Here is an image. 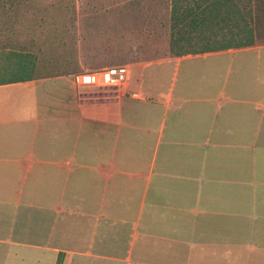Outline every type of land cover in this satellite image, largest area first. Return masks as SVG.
Instances as JSON below:
<instances>
[{
  "label": "crops",
  "instance_id": "crops-1",
  "mask_svg": "<svg viewBox=\"0 0 264 264\" xmlns=\"http://www.w3.org/2000/svg\"><path fill=\"white\" fill-rule=\"evenodd\" d=\"M254 39L170 53L114 95L91 96L73 80L81 72L0 84V204L23 207L0 243L40 250L28 264H264V41ZM16 51L32 73L34 57ZM194 59L179 81L177 66ZM173 63L165 86L157 71ZM143 85L148 97H132Z\"/></svg>",
  "mask_w": 264,
  "mask_h": 264
},
{
  "label": "rangeland",
  "instance_id": "rangeland-1",
  "mask_svg": "<svg viewBox=\"0 0 264 264\" xmlns=\"http://www.w3.org/2000/svg\"><path fill=\"white\" fill-rule=\"evenodd\" d=\"M170 5V0H0V55L16 50L31 53L35 59L31 75L36 77L127 65L130 84L135 86L145 68L170 56ZM257 26V39L264 41V21ZM201 63L200 59L180 63L178 80H185L188 65ZM174 67L175 63L164 64L157 71L165 86ZM88 88L93 97L119 91ZM140 90L146 99L145 86ZM12 92L5 97L13 98ZM22 209L21 203L0 204V229H20L21 218L12 214ZM38 254L40 250L0 243V264H28Z\"/></svg>",
  "mask_w": 264,
  "mask_h": 264
},
{
  "label": "trees",
  "instance_id": "trees-1",
  "mask_svg": "<svg viewBox=\"0 0 264 264\" xmlns=\"http://www.w3.org/2000/svg\"><path fill=\"white\" fill-rule=\"evenodd\" d=\"M170 53L175 56L230 48L255 43L257 20L264 16V0H171ZM193 3V7H184ZM0 65V84L32 77V61L20 52L10 51ZM2 58V59H3ZM1 60V59H0ZM56 264H61L58 259Z\"/></svg>",
  "mask_w": 264,
  "mask_h": 264
},
{
  "label": "built area",
  "instance_id": "built-area-1",
  "mask_svg": "<svg viewBox=\"0 0 264 264\" xmlns=\"http://www.w3.org/2000/svg\"><path fill=\"white\" fill-rule=\"evenodd\" d=\"M130 76L131 70L127 65H118L98 70L84 71L75 74L73 80L77 85L122 89L128 85ZM131 96L137 99L144 98L140 92H132Z\"/></svg>",
  "mask_w": 264,
  "mask_h": 264
}]
</instances>
